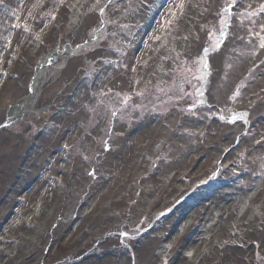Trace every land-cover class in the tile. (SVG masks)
<instances>
[{"label": "rangeland", "instance_id": "1", "mask_svg": "<svg viewBox=\"0 0 264 264\" xmlns=\"http://www.w3.org/2000/svg\"><path fill=\"white\" fill-rule=\"evenodd\" d=\"M180 3L0 2V264H264L261 0Z\"/></svg>", "mask_w": 264, "mask_h": 264}, {"label": "snow or ice", "instance_id": "2", "mask_svg": "<svg viewBox=\"0 0 264 264\" xmlns=\"http://www.w3.org/2000/svg\"><path fill=\"white\" fill-rule=\"evenodd\" d=\"M0 2H2V0H0ZM109 2H110V0H109ZM237 2H238V0H231V3L226 4L225 8L222 9V11H223V12H228V13L232 14L233 6H234ZM61 3H63V0H61ZM98 3H99V0H97V4H98ZM93 7H94V9H95V5H94ZM177 7H178L181 11L183 10V7H184L183 0H181V3L178 4ZM98 12H99L100 15H103L104 12H105V8H104V7H99ZM260 13H264V0H261V3H260L259 6H258V11H253V12L249 13L248 15H250V16H257V15H259ZM52 16H53V18H55L54 13L52 14ZM172 16H173V18L175 19V17H176V13L173 12V13H172ZM172 22H173L172 20H169V21H168V24H171ZM227 22H228L227 20L224 21L225 24H226ZM17 27H19V25H17ZM260 27H261V29H264V24H261ZM220 35L222 36V35H223V32H221ZM256 35L259 36V38H260V45H259V47H260L261 49H264V36H260V33H256ZM155 39L159 40L160 37H155ZM216 47H217V48L219 47V42H217ZM208 50H209L208 48H205V49H204V52L207 53ZM202 63H203V66H204V67H207V63H206V61L203 60V58H202ZM134 70H135V69H134ZM109 91H110V89H109ZM236 95H238V93H237ZM232 99H235V97H232ZM106 147H107V145H106ZM225 151H227V149H225ZM214 175H215V174H214ZM169 247H170V246H169ZM188 255H191V253H189Z\"/></svg>", "mask_w": 264, "mask_h": 264}, {"label": "bare ground", "instance_id": "3", "mask_svg": "<svg viewBox=\"0 0 264 264\" xmlns=\"http://www.w3.org/2000/svg\"><path fill=\"white\" fill-rule=\"evenodd\" d=\"M7 105V101L4 99L0 100V113L3 110V108Z\"/></svg>", "mask_w": 264, "mask_h": 264}]
</instances>
